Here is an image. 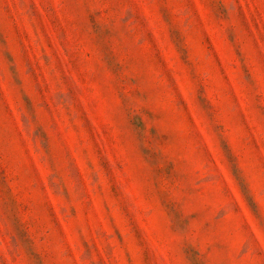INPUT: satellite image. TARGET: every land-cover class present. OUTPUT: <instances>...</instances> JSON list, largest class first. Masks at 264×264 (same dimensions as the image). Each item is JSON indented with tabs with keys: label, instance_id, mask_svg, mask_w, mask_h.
I'll list each match as a JSON object with an SVG mask.
<instances>
[{
	"label": "rangeland",
	"instance_id": "1",
	"mask_svg": "<svg viewBox=\"0 0 264 264\" xmlns=\"http://www.w3.org/2000/svg\"><path fill=\"white\" fill-rule=\"evenodd\" d=\"M0 264H264V0H0Z\"/></svg>",
	"mask_w": 264,
	"mask_h": 264
}]
</instances>
